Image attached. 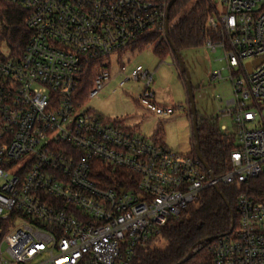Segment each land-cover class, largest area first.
I'll use <instances>...</instances> for the list:
<instances>
[{
    "label": "built area",
    "instance_id": "built-area-1",
    "mask_svg": "<svg viewBox=\"0 0 264 264\" xmlns=\"http://www.w3.org/2000/svg\"><path fill=\"white\" fill-rule=\"evenodd\" d=\"M4 1L27 13L30 36L19 57L0 58V264H130L220 184L239 190V228L213 243L215 263L264 264V193L249 195L264 179V0H222L208 19L205 45L230 72L220 113L237 145L213 179L193 150L174 152L77 99L95 73L89 100L118 79L119 88L143 83L138 104L174 115L156 100L154 74L122 63L145 33L166 34L172 0ZM103 167L128 177L109 187Z\"/></svg>",
    "mask_w": 264,
    "mask_h": 264
},
{
    "label": "trees",
    "instance_id": "trees-1",
    "mask_svg": "<svg viewBox=\"0 0 264 264\" xmlns=\"http://www.w3.org/2000/svg\"><path fill=\"white\" fill-rule=\"evenodd\" d=\"M215 9V0H177L170 9L168 34L164 35L160 31L147 32L141 36L133 49L140 51L146 46L155 45L153 53L160 60H164L173 55L172 46L179 53L189 48L202 47L210 36L208 19L213 16ZM26 20V12L0 0V58L15 59L21 55L30 36ZM2 45L7 53L2 52ZM182 75L186 79L183 71ZM94 79L95 73L85 76L77 92L78 101H89ZM189 115L191 116L190 111ZM199 134L200 152L204 162L214 177L222 176L229 170L230 155L237 147L235 135L223 133L218 122L209 119L199 123ZM194 145L193 139V154ZM101 174L99 179L104 178L109 187L122 183L128 177L124 171L105 167L102 168ZM219 189L220 192L214 188L202 191L197 202L189 206L179 218L171 219L156 239L148 246L135 251L130 264H178L189 254L191 259L183 264H216L211 246L216 240L234 233L239 228V190L235 186L222 184ZM263 193L264 179H260L252 184L249 195L260 198ZM212 238L215 240L207 242ZM157 240L164 241L166 248L155 247Z\"/></svg>",
    "mask_w": 264,
    "mask_h": 264
},
{
    "label": "rangeland",
    "instance_id": "rangeland-1",
    "mask_svg": "<svg viewBox=\"0 0 264 264\" xmlns=\"http://www.w3.org/2000/svg\"><path fill=\"white\" fill-rule=\"evenodd\" d=\"M221 3L222 0H215L219 10H223ZM154 47L155 45H150L146 46L144 51H129L123 57L122 63L130 67L141 65L153 73L156 100L161 105L175 108L174 115L163 118L147 113L137 102L143 90V83L131 82L119 88V79L107 86L98 97L89 100L84 110L95 112L112 121L117 120L124 127L148 139L157 136L156 139L172 151L187 154L192 151L193 131L182 68L173 55L160 60L153 53ZM1 48L2 52L7 53L3 45ZM180 55L191 78L198 122L201 123L204 119L217 121L220 129L225 125L229 129L225 133L233 134L231 120L220 113L226 106L225 100L233 95L230 72L223 52L219 50L212 53L204 45L183 50ZM218 71L222 72L225 80H212L213 72ZM217 96L222 98V102L217 100ZM154 246L165 249L167 244L157 240Z\"/></svg>",
    "mask_w": 264,
    "mask_h": 264
},
{
    "label": "water",
    "instance_id": "water-1",
    "mask_svg": "<svg viewBox=\"0 0 264 264\" xmlns=\"http://www.w3.org/2000/svg\"><path fill=\"white\" fill-rule=\"evenodd\" d=\"M177 0H172L169 7H168V12H167V22H166V35L168 34V30H169V13H170V9L171 7L176 3ZM172 53L173 56L175 58V60H177L179 66L182 68V71L185 73L186 79H185V85L187 88V94H188V103H189V110H190V114H191V121H192V131H193V139L195 142L194 145V149H195V153L196 156L198 157L199 161L203 164V166L205 167L206 171L208 172V174L210 175V177L213 179L214 175L212 174L210 168L208 167V165L204 162L201 152H200V134H199V123H198V115H197V111H196V106H195V98L193 95V88H192V83H191V78L190 75L188 73V70L184 64V61L181 58L180 53L172 46ZM263 60H259L257 61L255 64L259 65V63H261ZM251 71V70H250ZM214 189L217 192H220L219 187H214ZM228 208L230 209L228 203H227ZM215 239H209L207 240V242H212ZM191 259V254H189L182 262L178 263V264H183L187 261H189Z\"/></svg>",
    "mask_w": 264,
    "mask_h": 264
},
{
    "label": "crops",
    "instance_id": "crops-1",
    "mask_svg": "<svg viewBox=\"0 0 264 264\" xmlns=\"http://www.w3.org/2000/svg\"><path fill=\"white\" fill-rule=\"evenodd\" d=\"M190 111V110H189ZM190 116V115H189ZM190 119H191V116H190ZM154 138H156L157 136H153ZM192 149H193V145H192Z\"/></svg>",
    "mask_w": 264,
    "mask_h": 264
}]
</instances>
